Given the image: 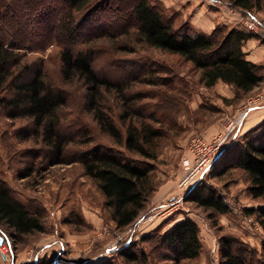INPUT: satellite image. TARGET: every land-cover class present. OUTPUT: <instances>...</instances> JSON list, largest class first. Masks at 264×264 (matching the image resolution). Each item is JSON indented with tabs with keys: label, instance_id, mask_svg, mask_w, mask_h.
Returning <instances> with one entry per match:
<instances>
[{
	"label": "rangeland",
	"instance_id": "rangeland-1",
	"mask_svg": "<svg viewBox=\"0 0 264 264\" xmlns=\"http://www.w3.org/2000/svg\"><path fill=\"white\" fill-rule=\"evenodd\" d=\"M26 1L0 0V38L24 43L26 49L21 50L24 60L43 66L48 79L68 95V105L62 112L64 130L78 136L87 133L93 138L91 144L77 150L101 146L125 159L149 165L156 192L134 226L117 228L97 182L85 175L82 165L49 166L46 160L49 153L42 142L24 141L20 135L30 129L29 120H10L0 109V178L13 198L42 214L45 225L44 233H34L17 242L6 231H1L10 238L11 247L4 257L0 252V264H36V261L37 264H125L119 257L123 247L145 252L147 264H221L222 243L230 238L259 256L264 245V220L261 223L258 216L264 202L249 196V182L243 171L231 168L224 173L223 170L233 164L237 154L232 147L248 134L241 135L248 113L264 108V83L250 94L238 93L223 82L206 88L200 72L191 63L139 41L132 22L126 27L128 34L125 35L86 37L102 29L100 16L105 12L107 1L90 0L84 10L74 14L71 26L80 32L81 46L95 50V70L115 81H129L132 76L156 78L155 85L139 84L133 89L146 94L141 104L148 114L161 120L164 130L157 160H146L100 131L92 116L83 109L85 89L80 81H62L59 54L66 37L62 34L60 39L58 35L65 7L59 0H32L46 4L31 15ZM158 1L166 19L172 20L175 28L188 23L198 31L193 22L199 24V19L202 20L200 11L208 21L215 23V28L225 26L214 18L222 15L224 0H217L218 4L211 0ZM262 15L264 12H254L251 19L255 18L264 27ZM120 46H128L133 51L121 50ZM107 104L125 138V129L119 120L121 101L111 95ZM228 117L239 121L233 143L227 139L224 153L200 180L195 179L197 185L202 182L214 188L232 207L228 214L211 217L210 211L188 199V189L179 184L192 164L189 149L192 139L213 140L224 131V119ZM250 132L255 135L264 132V122ZM74 147L70 146L68 151ZM28 173L31 175L26 177ZM186 219L193 220L200 228L202 250L200 257L192 262L179 261L176 252L159 241L160 235Z\"/></svg>",
	"mask_w": 264,
	"mask_h": 264
},
{
	"label": "trees",
	"instance_id": "trees-1",
	"mask_svg": "<svg viewBox=\"0 0 264 264\" xmlns=\"http://www.w3.org/2000/svg\"><path fill=\"white\" fill-rule=\"evenodd\" d=\"M59 1L65 7L58 35L60 39L62 34L66 37L59 54L62 81L82 83L85 89L83 109L92 116L103 134L117 144H123L130 153L156 161L164 136L162 122L154 114H148L144 104H141L146 94L133 91L135 85H155L156 78L132 76L129 81H115L98 73L94 68L95 50L82 47L80 32L71 26L74 14L84 10L90 0ZM108 1H105V12L100 16L102 29L86 37L125 35L128 34L126 27L132 22L139 41L191 63L200 72L201 82L206 88H212L221 81L233 86L238 93L250 94L264 83V66L248 60L243 50L248 40L259 39L255 34L241 27L217 26L206 35L188 23L175 28L172 20L166 19L158 0H111L109 4ZM226 1L245 18H252L254 12H264V0ZM25 4L27 11L34 15L46 2L27 0ZM25 47L19 40L6 42L0 38V109L4 116L10 120H29L30 129L20 134L22 139L40 140L49 153L45 156L49 166L81 164L85 175L97 182L116 227L125 229L134 226L156 192L151 167L125 159L121 154L101 146L77 150L91 144L92 136L87 133L80 136L66 133L62 112L68 105V95L48 79L43 66H35L24 60L21 50ZM120 48L133 51L128 46ZM111 95L121 101L119 120L125 129V138L107 104ZM252 133L249 132L232 147L237 154L233 164L223 171L228 172L231 168L243 171L249 182V196L264 202V132L259 135ZM234 134L229 136V143H233ZM70 146H75L72 151H68ZM217 160H213L201 176ZM30 175L28 173L26 177ZM197 182L188 188V199L205 211H210L211 217L231 212V205L221 194L202 182L197 185ZM258 219L263 223L264 208L259 210ZM3 230L17 242L22 237L44 233L45 225L42 214L13 198L7 184L0 178V236L11 245L10 238L1 234ZM159 241L175 251L179 261L192 262L200 257V228L191 219L175 224L170 231L160 235ZM119 255L125 264L148 263L145 252L129 247L121 248ZM221 264H264V245L259 256H256L232 238L227 239L221 247Z\"/></svg>",
	"mask_w": 264,
	"mask_h": 264
},
{
	"label": "built area",
	"instance_id": "built-area-1",
	"mask_svg": "<svg viewBox=\"0 0 264 264\" xmlns=\"http://www.w3.org/2000/svg\"><path fill=\"white\" fill-rule=\"evenodd\" d=\"M211 1L215 3L217 0ZM223 3L224 11H227L228 13L239 18V22L242 23L245 30L255 34L259 39L264 41V27L261 26L260 23L254 19H245L244 17L240 16L237 10L230 7L228 1L225 0ZM216 4H218V2H216ZM218 7L221 8V6ZM238 125L239 121L237 119L228 117L224 119V131L214 136L213 140L207 141L201 137L192 139L189 147L193 157L192 164L187 169V172L179 186H185L188 189L195 182V179L199 178L203 174L210 163L217 159L224 150V144L226 140L233 132H235V130L238 128ZM10 247V243H6L5 240L2 244H0V252L2 253L3 257L9 253Z\"/></svg>",
	"mask_w": 264,
	"mask_h": 264
},
{
	"label": "crops",
	"instance_id": "crops-1",
	"mask_svg": "<svg viewBox=\"0 0 264 264\" xmlns=\"http://www.w3.org/2000/svg\"><path fill=\"white\" fill-rule=\"evenodd\" d=\"M213 14V13H212ZM200 15H202V20L199 19L200 23L196 24V22H193L194 25L197 27L199 32H209L208 34L212 33V31L215 28V23L211 22V20H207L206 16L202 14L200 11ZM221 15V14H219ZM263 16V15H262ZM214 17V16H213ZM264 17V16H263ZM215 19L217 18L219 20L218 24H223L229 28H235V27H241L243 28L238 20L237 17L234 15L228 13L227 11H224L222 9V15L220 17H214ZM206 19V20H204ZM264 22V21H263ZM213 25V27H211ZM209 26L210 28L207 30L205 27ZM244 52L247 54V59L264 66V43L261 42L260 39L257 38H252L248 40L244 46H243ZM221 82V81H220ZM264 85V84H263ZM264 87V86H263ZM264 122V108H257L252 111H250L247 115L246 120L244 121L241 131V135H245L249 133L250 131L254 130L258 126H260Z\"/></svg>",
	"mask_w": 264,
	"mask_h": 264
},
{
	"label": "water",
	"instance_id": "water-1",
	"mask_svg": "<svg viewBox=\"0 0 264 264\" xmlns=\"http://www.w3.org/2000/svg\"><path fill=\"white\" fill-rule=\"evenodd\" d=\"M4 239L0 236V244H2Z\"/></svg>",
	"mask_w": 264,
	"mask_h": 264
}]
</instances>
